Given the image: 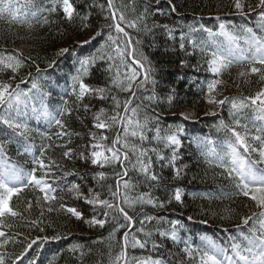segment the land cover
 Instances as JSON below:
<instances>
[{"label":"trees","instance_id":"1","mask_svg":"<svg viewBox=\"0 0 264 264\" xmlns=\"http://www.w3.org/2000/svg\"><path fill=\"white\" fill-rule=\"evenodd\" d=\"M74 3L78 12L89 14L88 28H81L79 16L73 23H68L63 19L62 11H49L59 7L58 0H31V3L28 0H13L16 21L9 23L12 21V15L8 12L0 18V58L22 53L24 66L15 74L12 83L19 85L21 93L27 96L30 103L36 102L39 98V103L44 105L46 111L55 114L62 107L64 99L69 101L71 115L63 118L68 121V131L72 135L62 139L53 137L52 143L60 147L50 149L48 156L56 164L63 165L62 169H55L59 176H63L65 171L76 173L59 181L61 185L67 187L58 193V200L67 205L80 207L90 217L92 214L90 206L84 204L82 199L77 200L75 194L69 192L68 188L72 183H76L84 192L91 187L101 193L103 198L111 196L109 186L115 188L117 180L113 168H93L90 163L84 162L81 154L85 152L89 143L90 133L95 131L91 127L93 112L101 107L111 110L113 102L110 98L101 101L91 96H87L82 102H77L76 97L71 94V77L80 67L78 58L94 55L102 44H106L110 31L107 25L112 21L110 18L105 19L106 16H111V12L107 9V0H74ZM114 3L118 14L122 11L128 20L136 19L142 13L145 14V19L140 21V31L126 29L133 37L135 51L127 49L118 53L105 47V59L98 60L89 68V74L84 77V81L90 86L104 87L108 83L109 75L115 76L117 71L120 73V79L123 80L126 74H129L128 69L135 68L132 64L133 56L137 59L141 54L147 57L153 68L152 77L155 84L150 82L138 88L136 83L143 78L141 73L137 82L133 83L131 92L109 86L108 95L117 96L121 103L130 100L129 107H138L141 120L144 117L149 118L148 126L144 129L146 138L141 141L139 137H129V140L137 147L147 150L145 159H150L152 162L150 172H154L159 180L146 182L143 174L133 169L135 156L130 154L128 176L124 179L134 184L135 188L129 195L150 192L157 205L160 203L165 205L163 208L137 205L134 209H129V214L135 221L130 229L131 236L144 241L145 247L133 248L130 237L126 249L128 264H136L137 260L149 257L162 260L163 264H192L191 259L183 251V242L188 240L194 248H201L203 247L200 243L201 237L210 238L215 245L221 246L232 257L231 238L243 237L248 233L247 226H242L241 230L236 225L239 224L241 215L249 214V208L246 206V198L236 195V181L229 179L223 168L209 162L222 159L225 164L230 163L229 143L234 142V137L226 129L220 128L219 124L223 120L230 126L235 125L229 115V106L219 109L215 115L203 114L205 99L201 91V82L211 79V74L206 71L207 65L203 63L204 53L200 51V47L206 51L218 49L227 52L231 49L233 55L239 56L241 52L235 46L243 47L244 41L250 39L248 53H243L250 58L255 54L252 37L264 38V22L259 18V10L246 7L247 15L241 16L232 7L233 0H159V2L114 0ZM247 3L254 6L257 0H247ZM88 5L94 6L88 7ZM100 5L105 7L102 9ZM45 17L49 23H44ZM216 17L220 20L218 21ZM220 22L225 23L226 30L235 38L232 45H228V38L222 35H209L202 30L189 32V26L199 28L202 24L212 33H218ZM28 24H31L32 28H29ZM164 24L173 29L171 39L165 29L159 27ZM145 25L148 31L143 30ZM248 29H251V32H248ZM97 31L102 33L100 37L89 44H83L85 39H90ZM112 35H117L114 29ZM182 35L185 36L184 50L180 48ZM189 38L196 42L197 48L193 49L187 42ZM137 39L140 41L138 45L135 43ZM63 48H70V51L58 55ZM188 53L192 54L188 55ZM107 55H111L113 59L108 60ZM50 63H52L51 67ZM110 66L109 73L106 70ZM37 67L40 69L39 72ZM237 72L238 69L233 67L230 73L225 72L221 77L225 79L222 84L225 96L254 94L260 86L258 78L253 76L245 82L237 76ZM11 76L10 71H0V80H9ZM22 79L24 83H21ZM33 83H36V88L32 87ZM49 93L51 95H48ZM147 97L154 99L148 100ZM85 104L93 106L91 111H84ZM181 113L191 118L184 120ZM0 117H10L26 124L30 130L29 140L26 141L0 124V143L3 144L4 152L8 157L7 163L27 173L33 166V157L39 156L41 144L48 143L38 133L51 134L57 129L55 127L50 129L47 120L19 104L11 109L0 108ZM238 119L241 121V126L238 128L241 133L245 132L243 127L245 124L250 134H256L255 128L264 124L256 120L251 109L244 110ZM177 126L183 129L179 135L181 143L175 160V166L180 169L178 177L175 176L171 166L172 149L166 148L163 142L154 138L157 127L161 130V135H165L170 129L174 131ZM118 133L123 135L119 126L107 134L111 140ZM29 146L32 147L30 153L25 151ZM68 149L72 150L73 157L64 159L62 153ZM238 151L242 158H259L258 153L249 156L242 148ZM160 156L165 159H159ZM100 171H104L106 176L103 181L97 182L95 173ZM149 184L152 185L151 188ZM177 187L182 190V204L171 199ZM121 191H124L123 185ZM36 200L37 193L31 187L26 188L18 197H13V206L24 215L10 218L14 224L13 228L3 229L10 237H14V242H10L6 249L8 264H12L11 256L20 253L31 239L44 236L51 238L56 235H60L61 239L38 241L37 245H33L26 254L23 264H28V260L32 258L37 259V264H113L115 255L123 245V233L129 229L120 228L115 238L110 239L109 235L116 227L115 221L110 219L104 228L89 227L84 222L70 219L66 214L48 212L47 206L42 203L37 204ZM28 201L33 202L30 209L27 208ZM247 203L251 202L247 201ZM145 213L154 217H163V220L146 221L143 226L144 232H140L139 221L143 219ZM189 216L193 217L191 221L188 220ZM120 219L123 223L122 218ZM173 219H178L184 225L178 233L181 237L179 241H173L159 234L160 231L170 229L167 221ZM33 220H42L43 224L33 225L31 223ZM39 227H44L45 231L40 232ZM154 244L158 247H154ZM4 251L0 249V253Z\"/></svg>","mask_w":264,"mask_h":264},{"label":"snow or ice","instance_id":"2","mask_svg":"<svg viewBox=\"0 0 264 264\" xmlns=\"http://www.w3.org/2000/svg\"><path fill=\"white\" fill-rule=\"evenodd\" d=\"M31 3V0H28ZM159 2V0H157ZM58 8L49 9V11H62L63 19L68 23H73L75 18L79 16L81 20V28L86 29L89 27L87 21L89 14L80 13L77 10V6L74 0H58ZM94 5H88L93 7ZM15 5L13 0H0V18H3L5 12L11 13L12 21H16V13L13 11ZM103 9L105 6L100 5ZM234 9L236 13L244 16L247 15L245 8L251 10H259V18L264 22V0H257V3L253 6L247 3V0H233ZM107 9L111 12L110 17L105 19H111L112 23L108 24L109 33L107 35L106 44H102L97 49L96 54L85 57L83 59L78 58L80 65L76 70V74L71 77V94L76 97L77 102H82L87 96H91L93 99L104 101L111 99L112 109L108 110L104 107L99 108L93 112L92 118V131L89 135V143L86 145L85 152L82 153V157L85 163H90L93 168H113L117 177L115 188L109 186V192L111 196L109 198H103L101 193L96 192L93 188H89L87 192H84L79 184L72 183L68 191L75 194L77 200H83L84 204L90 206L91 216H87L85 211L81 210L76 205H67L64 202L58 200V193L67 187V185H61L60 180L66 179L69 175H76L75 172H64L63 176H59L55 169H62L63 165L56 164L51 157L48 156L50 149L54 147H60V145H54L52 143L53 137L56 139H62L65 136H71L72 133L68 131V121L63 117L70 116L72 109L69 107V101L63 100V105L57 113L52 114L45 112V118L47 120L49 128L55 127L57 130L54 133L39 132L38 134L42 139L47 140L48 143H42L38 157H33L32 168L27 173L23 169L17 168L15 165H9L7 163L8 157L3 149V144L0 143V159L5 161V164L0 168V249L5 251L0 253V264H8V253L6 251L7 245L10 242H14V237H10L8 232L3 229L6 227L11 230L14 226L10 218L23 216L24 213L20 212L17 207L13 206V197H18L26 188L31 187L37 193V204H43L47 206L48 212H60L66 214L70 219L74 218L77 221L84 222L89 227L104 228L109 220L115 221L116 227L110 233L109 238H115L116 232L120 228H127L129 231H124L122 240L123 245L118 254L115 255L113 264H128L126 249L130 243L132 247H145V242L131 236L130 229L135 223L133 216L129 214V209H134L139 205H151L152 207H165L163 203L157 205L156 201L152 197L150 192H141L137 195H129L135 188L134 184H131L129 180H125L124 177L128 176V162L130 161V154L135 156V163L132 165L133 169L139 173H142L145 181H158L159 177L150 172L152 162L150 159L146 160L147 150L139 148L136 144L131 143L129 137H139L143 141L145 137L144 129L148 126L149 118L144 117L143 120L139 118L138 107L130 108V100H125L123 103L117 96L111 95L109 97V86L111 88H118L120 91H132L133 83L137 82L138 76L142 73L143 78L136 83V86L143 87L148 83L155 84V80L152 77L153 68L148 61L147 57L141 54V57L137 59L133 56L132 64L135 68H129L125 78L120 79V73L117 71L115 76L109 75L108 83L104 87L90 86L85 83L84 77L89 74V68L96 64L98 60L105 59V47H108L111 51L122 52L127 49H133V37L126 29L141 30L140 21L145 19V14H140L136 19L128 20L126 15L121 11L118 14V10L114 3V0H107ZM18 10V9H17ZM147 11V9L145 10ZM173 11L175 9L173 8ZM219 21L220 18L216 17ZM44 23H49L48 19L44 18ZM29 28H32L31 24H28ZM167 32L169 38H172L173 29L167 25H159ZM114 29L117 35H112ZM144 31H148L146 25ZM208 32L209 35H222L229 39L231 42H235V38L226 30L224 22L219 23V32L212 33V31L206 28L204 25H200L199 28L195 26H189V32L195 33L197 31ZM251 32V29L247 30ZM102 33L97 31L90 39H85L83 44H89L100 37ZM252 41L255 44V54L250 58L241 53L239 56L233 55L231 49L227 52L223 50H211L206 51L203 47H200V51L204 53L203 63L207 65L206 71L211 74V79L201 82V91L203 93L205 103L210 107L207 114H216L217 109H223L225 106H229V115L232 117L235 126L226 124L223 120L220 121L219 127L226 129L234 137V142L229 143L231 148V160L230 163L225 164L222 159L210 160V163H215L217 167L223 168L227 172L228 178L236 181V195L246 198V206L249 208V214L241 215L239 224L236 225L238 229L242 230V226L248 227V233L243 237L233 236L232 239V252L233 256L226 255L224 249L218 248L215 244L208 242L201 248H193L185 241V248L183 251L191 259L192 264H264V124L255 128L256 134H250L248 132V126L243 125L245 132L241 133L238 128L241 126V121L238 116L244 112V110L251 109L255 114V118L258 121L264 122V38L252 37ZM111 42V43H108ZM192 45L193 49L198 45L192 39L187 41ZM136 45L140 41L136 40ZM116 47L113 48L112 46ZM121 45L123 47L121 48ZM181 50L185 49V36H181L180 42ZM70 51V48L61 49L58 55H62ZM131 55V53H128ZM192 53H188L191 55ZM108 60H112L111 55H107ZM24 58L22 53L16 55H8L0 58V71H10L12 74L9 80H0V108L11 109L20 103L21 90L19 85H14L12 80L15 79L20 69L24 66ZM54 63V61L52 62ZM52 63L49 66H52ZM123 63V62H122ZM183 61L181 62L183 66ZM236 67L238 69L237 76L242 78L245 82H248L253 76L258 78L260 86L257 88L254 94L242 95V96H223L219 86L223 83L221 77L225 72H231V69ZM40 69L37 67V72ZM111 72V66L106 70ZM31 75V74H29ZM24 83V80H21ZM206 85V87H205ZM33 88H36V83H33ZM48 95H51L49 93ZM135 95V93H133ZM146 99L152 100L154 97H147ZM91 104L83 105L84 111L88 112L92 109ZM123 109V111H121ZM131 113V115H129ZM184 120H188L191 117L187 114L181 113ZM0 124L5 125L8 129H11L12 133L16 136L29 140V128L26 124L13 120L10 117H0ZM119 126L122 129L121 134H117L114 139L110 140L108 132ZM183 131L182 128L177 126L173 130H169L165 135H161L159 127L156 128L155 139L164 143L166 148L172 149L171 166L176 177L180 175V169L175 166L177 149L180 146L179 135ZM252 142H257L253 144ZM242 148L244 153L251 156L252 153H258L259 158L246 159L242 158L238 149ZM25 151L31 152L32 147H26ZM64 159H70L73 157L71 149L62 153ZM159 159L164 160L165 157L160 156ZM39 173V174H38ZM106 173L100 171L95 173L97 182H101L105 179ZM51 180V182H50ZM121 185H123L124 191H121ZM150 188L151 184L148 185ZM42 196V201H41ZM171 199H174L178 204H182V190L177 187L174 195ZM250 201L251 203H247ZM56 202V203H53ZM33 202H27V208L32 207ZM118 214V215H117ZM43 215V212H41ZM123 223L121 222V219ZM153 219L163 220V217H154L148 214H144L143 219L139 221L141 228L140 232H144L145 222H151ZM193 217L189 216L188 220L191 221ZM33 225L43 224L42 220L31 221ZM170 224V229L160 231L159 234L162 237H169L173 241H179V231L184 225L178 219L167 221ZM201 223H207V221H201ZM40 232H44V227H39ZM150 234V233H149ZM19 235V234H17ZM48 239L59 240L60 235L53 236L51 238L37 237L31 239L24 248L18 254L11 256L12 264H23L24 258L33 245H37L38 241H47ZM119 243V241H118ZM158 247L157 245H153ZM75 250V248H74ZM28 264H37V259L32 258L28 260ZM136 264H163L162 260L152 259L151 257L146 259H139Z\"/></svg>","mask_w":264,"mask_h":264},{"label":"rangeland","instance_id":"3","mask_svg":"<svg viewBox=\"0 0 264 264\" xmlns=\"http://www.w3.org/2000/svg\"><path fill=\"white\" fill-rule=\"evenodd\" d=\"M263 33H264V30H263ZM227 44H228V45H232L233 42L229 41V39H228V40H227ZM250 44H251L250 39H246V40L244 41V44H243L244 46H243V47H241V46H239V45H236L235 47L237 48L238 51L243 52V53H247V52H248V51H247V47H249ZM234 45H235V44H234ZM224 80H225V79H222V81H224ZM223 83H224V82H223ZM223 83H222V84H223ZM222 84L219 86V88H220V90L222 91V95L225 96V93H224V91L222 90ZM19 105H20L21 107H23V108H25V109L31 111L33 114H35V115H37V116H39V117H41V118H43V119L46 120L45 115H44L45 112H46V109H45V107H44L43 104L39 103V98L36 99V102H32V103H30L29 100H28V98H27V96L22 94V95H21V100H20ZM210 107H211V106H209V105H207V104L205 103L204 108H203V114H204L205 116H210V115H212V114H207V115H206V111H208V110L210 109ZM218 111H219V109L216 110V113H218ZM185 241H187V243H188L189 245H191V246L194 248V246H193L190 242H188V240H185ZM185 241L183 242L184 248H185ZM208 242L213 243V242L211 241V239L206 238V237H201V239H200V243H201V245L205 246ZM217 247H218V248H221V247H219V246H217ZM221 249H222V248H221ZM226 255H227V254H226ZM187 256H188V255H187ZM227 256H228V255H227Z\"/></svg>","mask_w":264,"mask_h":264}]
</instances>
